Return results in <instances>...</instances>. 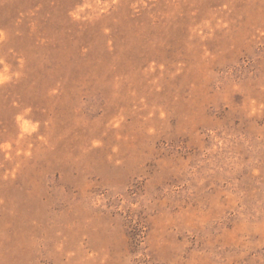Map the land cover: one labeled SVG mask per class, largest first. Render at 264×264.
Instances as JSON below:
<instances>
[{
    "label": "rangeland",
    "instance_id": "obj_1",
    "mask_svg": "<svg viewBox=\"0 0 264 264\" xmlns=\"http://www.w3.org/2000/svg\"><path fill=\"white\" fill-rule=\"evenodd\" d=\"M0 264H264V0H0Z\"/></svg>",
    "mask_w": 264,
    "mask_h": 264
}]
</instances>
